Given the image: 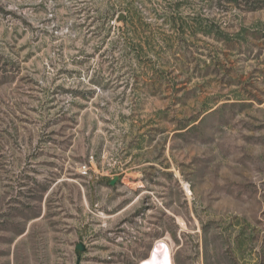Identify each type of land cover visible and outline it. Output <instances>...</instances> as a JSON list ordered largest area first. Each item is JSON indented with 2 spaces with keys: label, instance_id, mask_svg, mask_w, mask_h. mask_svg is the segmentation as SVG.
Returning a JSON list of instances; mask_svg holds the SVG:
<instances>
[{
  "label": "rangeland",
  "instance_id": "obj_1",
  "mask_svg": "<svg viewBox=\"0 0 264 264\" xmlns=\"http://www.w3.org/2000/svg\"><path fill=\"white\" fill-rule=\"evenodd\" d=\"M159 241L264 264V0H0V264Z\"/></svg>",
  "mask_w": 264,
  "mask_h": 264
},
{
  "label": "bare ground",
  "instance_id": "obj_2",
  "mask_svg": "<svg viewBox=\"0 0 264 264\" xmlns=\"http://www.w3.org/2000/svg\"><path fill=\"white\" fill-rule=\"evenodd\" d=\"M141 264H173L170 246L165 241H159L154 246L151 256Z\"/></svg>",
  "mask_w": 264,
  "mask_h": 264
},
{
  "label": "water",
  "instance_id": "obj_3",
  "mask_svg": "<svg viewBox=\"0 0 264 264\" xmlns=\"http://www.w3.org/2000/svg\"><path fill=\"white\" fill-rule=\"evenodd\" d=\"M115 180H116V179H113L111 183L114 184V183H115ZM83 248H84V247H83L81 244L78 245V249L82 250Z\"/></svg>",
  "mask_w": 264,
  "mask_h": 264
}]
</instances>
